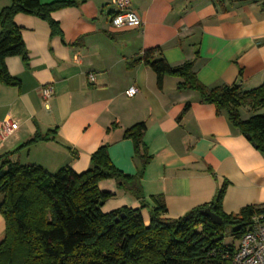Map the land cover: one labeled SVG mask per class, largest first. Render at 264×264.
Listing matches in <instances>:
<instances>
[{"label": "crops", "instance_id": "1", "mask_svg": "<svg viewBox=\"0 0 264 264\" xmlns=\"http://www.w3.org/2000/svg\"><path fill=\"white\" fill-rule=\"evenodd\" d=\"M39 1L78 4L50 14L60 35L41 18L15 16L27 64L20 57L5 59L19 86L0 84V122L8 116L18 128L0 141V155L10 153L12 162L49 173L63 167L82 173L91 154L106 145L114 167L135 176L139 162L123 134L143 123L151 159L142 192L150 206L151 196L163 198L165 217L176 219L209 203L223 183L225 214L264 205V156L249 140L197 93L177 90L178 78L164 77L159 89L150 68L131 64L144 51L159 48L172 67L192 62L206 87L236 84L249 91L264 81L261 0L224 1L223 8L213 0H131L141 25L120 30L110 26L112 0ZM8 5L2 0L0 10ZM46 85L53 89L47 101L41 95ZM132 87L137 92L127 97ZM37 136L46 140L27 144ZM98 189L113 195L101 206L103 213L140 208L114 180L100 181ZM140 214L147 225L148 209Z\"/></svg>", "mask_w": 264, "mask_h": 264}, {"label": "trees", "instance_id": "2", "mask_svg": "<svg viewBox=\"0 0 264 264\" xmlns=\"http://www.w3.org/2000/svg\"><path fill=\"white\" fill-rule=\"evenodd\" d=\"M213 1L223 8L224 1L246 0ZM77 4L9 0V5L0 10V84L19 86V81L7 71L6 58L20 57L27 64L15 16L41 18L52 34L60 35L50 14ZM260 5L264 11V0ZM137 63L153 71L159 89L164 77L178 78L177 90L194 91L201 103L213 105L217 114L225 116L243 136H249V142L264 156V81L249 91H242L236 84L206 87L197 80L192 62L172 67L159 48L146 50L131 62ZM242 111L248 114L247 118H242ZM144 131L145 125L139 123L123 134L132 141L139 162L135 176L114 167L106 145L91 154L89 168L82 173L69 167L49 173L37 165L12 162L10 153L1 154L0 213L4 235L0 241V264H231L235 244L248 231L252 218L262 216L264 220V205L245 206L235 214H225L221 208L226 187L223 183L209 203L176 219L165 217L163 198L151 196L150 206L142 192L141 178L151 159L143 142ZM38 140L46 138L37 136L27 144ZM106 179L114 180L119 190L138 200L140 208L103 213L101 206L113 196L98 189V183ZM144 208L148 209L147 225L140 214ZM205 208L221 218L220 226L201 213ZM227 231L232 239L228 244L224 242Z\"/></svg>", "mask_w": 264, "mask_h": 264}, {"label": "built area", "instance_id": "3", "mask_svg": "<svg viewBox=\"0 0 264 264\" xmlns=\"http://www.w3.org/2000/svg\"><path fill=\"white\" fill-rule=\"evenodd\" d=\"M113 13L110 17V26L114 30L124 28H136L141 25V20L131 9V0H112ZM78 61L79 58L76 57ZM93 80V75H89ZM136 88L126 90L125 95L132 97L136 94ZM53 93L51 85L41 89L43 100L47 101ZM18 128L16 120L5 117L0 122V141L6 140ZM231 264H264V220L262 216H254L252 223L243 236L236 242L235 251L231 257Z\"/></svg>", "mask_w": 264, "mask_h": 264}, {"label": "water", "instance_id": "4", "mask_svg": "<svg viewBox=\"0 0 264 264\" xmlns=\"http://www.w3.org/2000/svg\"><path fill=\"white\" fill-rule=\"evenodd\" d=\"M245 138L247 140H249V136H245ZM252 146L254 147V144H252ZM201 213L208 217L214 224L220 226L222 224V220L219 216L215 215L213 212H211V210L209 208H205L201 211ZM124 215L121 214L120 217H123ZM118 221V218L116 219V222Z\"/></svg>", "mask_w": 264, "mask_h": 264}, {"label": "rangeland", "instance_id": "5", "mask_svg": "<svg viewBox=\"0 0 264 264\" xmlns=\"http://www.w3.org/2000/svg\"><path fill=\"white\" fill-rule=\"evenodd\" d=\"M1 1L2 0H0V4H1ZM241 114H242V118L243 119L248 116V114L245 113L244 111H242ZM0 201H1V197H0ZM3 235H4V218H3V216L0 213V237H1L0 241L3 239ZM224 242L227 243V244L232 242V239L229 236V232L228 231L226 232V237H225Z\"/></svg>", "mask_w": 264, "mask_h": 264}]
</instances>
